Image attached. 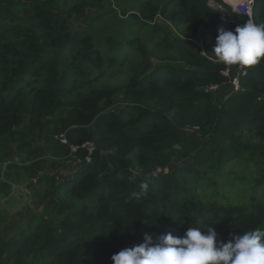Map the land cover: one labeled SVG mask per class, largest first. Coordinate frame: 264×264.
Returning a JSON list of instances; mask_svg holds the SVG:
<instances>
[{"label": "trees", "instance_id": "1", "mask_svg": "<svg viewBox=\"0 0 264 264\" xmlns=\"http://www.w3.org/2000/svg\"><path fill=\"white\" fill-rule=\"evenodd\" d=\"M211 1L223 4L142 2L134 14L142 25L162 18L180 32L154 25L164 47L157 63L142 40L112 38L143 61L128 83L112 86L105 81L115 50L104 57L80 24L88 12L102 15L103 0H0V176L14 153L24 163L9 164L7 178L14 169L36 174L46 162L61 169L45 155L77 160L71 176L30 183L51 189L40 220L6 237L0 216V264H114L146 232L155 241L208 225L227 242L264 229V59L242 66L239 93L219 102L207 92L229 84L213 52L218 30L248 20L233 13L224 21ZM253 20L264 24V0H255ZM87 142L95 146L90 162ZM8 188L0 181V196Z\"/></svg>", "mask_w": 264, "mask_h": 264}, {"label": "rangeland", "instance_id": "2", "mask_svg": "<svg viewBox=\"0 0 264 264\" xmlns=\"http://www.w3.org/2000/svg\"><path fill=\"white\" fill-rule=\"evenodd\" d=\"M147 0H103V5L98 12L102 15L95 16L91 12H88L84 21L80 24L84 27L86 32L93 34L96 44L101 46L103 56H109L115 50L116 65L111 69L110 76L106 79L105 83L112 86H123L135 73V70L143 63L139 53L134 48L133 51L122 48L119 42L128 41L131 39H139L152 51L154 54L152 62L157 63L160 57L164 56V47L161 35H153V27L156 24L162 25L165 29L171 30L176 35L179 30L162 18H156L149 26H144L134 16L136 10L140 4ZM210 6L215 9L221 15V18L230 21V16L233 13H237L238 6L234 4L232 0H223V4H219L211 1ZM94 11V10H93ZM126 12L127 14H124ZM238 14V13H237ZM112 38L119 39V44L114 45ZM111 42V44H109ZM116 46L117 48H112ZM237 64L230 65L234 71L237 70ZM227 67V65H226ZM231 86L227 84L219 91H216L218 101L222 102L231 94ZM253 139V138H252ZM39 142V141H38ZM258 142V141H256ZM40 143V142H39ZM17 153L12 155L9 162L2 168V174L0 181L6 182L9 188L0 196V216L2 218L1 230L6 237H9L14 232L15 228L19 224H25L31 218H37L43 215V206L49 202L51 195L49 185H44L30 189L31 182L37 183V180L46 173L63 174L64 177L73 175L77 160L75 157L72 160H64L63 158H52L45 155L44 157L48 161L60 162L61 169H51L48 166L50 163L44 164L43 167L37 169V173L27 174L18 170H12L11 177L7 178L4 174L7 171L9 164L21 165L24 163ZM20 158V159H19ZM26 162V160H25ZM32 161L26 162V165L31 164ZM256 174L259 171V167L254 164ZM243 168V167H242ZM232 176L231 171L226 173L223 177V182L227 180V184L231 183L230 178ZM248 196V195H246ZM260 199L264 201V197L261 195Z\"/></svg>", "mask_w": 264, "mask_h": 264}, {"label": "clouds", "instance_id": "3", "mask_svg": "<svg viewBox=\"0 0 264 264\" xmlns=\"http://www.w3.org/2000/svg\"><path fill=\"white\" fill-rule=\"evenodd\" d=\"M216 58L228 65L253 66L264 59V24L248 19L234 30L219 29ZM147 191L148 184H141ZM190 227L182 237L171 232L143 234V243L124 248L114 254V264H264V229L256 228L240 235L230 234L225 242L218 240L213 227Z\"/></svg>", "mask_w": 264, "mask_h": 264}, {"label": "built area", "instance_id": "4", "mask_svg": "<svg viewBox=\"0 0 264 264\" xmlns=\"http://www.w3.org/2000/svg\"><path fill=\"white\" fill-rule=\"evenodd\" d=\"M234 4H237L238 6V14L244 15L248 17V19H251L253 22V8L255 5V0H232ZM236 13V12H235ZM223 19V18H222ZM224 21H227L226 19H223ZM234 17L230 16V21H233ZM244 24L240 25L243 26ZM226 69L222 72V74L229 79V85L231 86V94L239 93L240 88V77L246 74V71L243 69L242 65H236L237 70L234 71V69L226 64ZM221 88L219 86H213L207 90V92H216L219 91ZM60 140L62 143L67 144V140L65 136H61ZM83 149H85L88 152V156L86 158L87 162H90L91 156L95 151V146L92 143H85L82 146ZM79 148L78 147H72L73 153H75Z\"/></svg>", "mask_w": 264, "mask_h": 264}]
</instances>
